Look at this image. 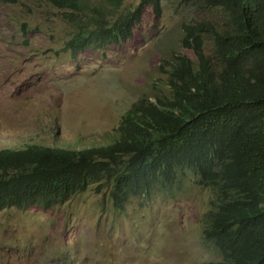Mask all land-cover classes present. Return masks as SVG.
Wrapping results in <instances>:
<instances>
[{
	"label": "trees",
	"instance_id": "obj_1",
	"mask_svg": "<svg viewBox=\"0 0 264 264\" xmlns=\"http://www.w3.org/2000/svg\"><path fill=\"white\" fill-rule=\"evenodd\" d=\"M16 5L20 0H0ZM75 28L62 48L124 44L146 9L162 0H43ZM217 8L220 21L181 25L180 48L158 71L163 80L140 96L104 145L81 148L26 140L0 149V212L47 211L97 185L116 211L132 198L181 187L191 175L213 192L203 240L221 258L208 264H264V0H181Z\"/></svg>",
	"mask_w": 264,
	"mask_h": 264
},
{
	"label": "rangeland",
	"instance_id": "obj_2",
	"mask_svg": "<svg viewBox=\"0 0 264 264\" xmlns=\"http://www.w3.org/2000/svg\"><path fill=\"white\" fill-rule=\"evenodd\" d=\"M140 0H125L118 13ZM205 4L162 0L161 17L146 9L124 44L86 50L62 48L75 28L43 0L0 1V149H22L31 139L81 148L104 145L123 114L158 84L160 64L180 48L181 25L218 23ZM97 185L50 210L0 212V264H208L221 260L203 240L213 192L190 175L181 187L132 198L116 211Z\"/></svg>",
	"mask_w": 264,
	"mask_h": 264
}]
</instances>
